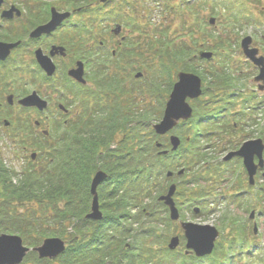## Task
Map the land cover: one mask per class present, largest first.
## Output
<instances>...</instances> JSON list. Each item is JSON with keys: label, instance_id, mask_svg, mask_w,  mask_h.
<instances>
[{"label": "flooded vegetation", "instance_id": "obj_1", "mask_svg": "<svg viewBox=\"0 0 264 264\" xmlns=\"http://www.w3.org/2000/svg\"><path fill=\"white\" fill-rule=\"evenodd\" d=\"M126 3H1L0 138H6L14 157L23 160L22 174L29 168L43 173L51 155L55 156L56 175L62 177L56 187L65 186L72 192L75 226L84 220L93 225L106 219L114 224L111 235L120 239L127 226L131 231L138 224L144 164L155 171L156 184L157 167L166 163L164 184L166 189L176 186L174 201L184 220L180 222L206 215L209 204H246L252 215L242 222L243 227L253 231L256 226L253 239L259 237L264 234V80L256 81L261 69L246 58L243 66H251L252 72L249 78H242L243 69L238 75L230 56L223 62L224 57L217 55L221 39L205 37L204 26L196 24L194 40L184 38L181 47L173 46L167 52L168 61L162 65L167 71L143 79L140 68L130 61L143 52V29L136 17L140 13L134 9L136 16L133 11L126 14ZM208 6L222 10L221 0H209ZM57 14L69 16L59 22ZM190 26L181 21L179 30L189 36ZM153 28L157 32L160 26L154 24ZM191 44L198 47L197 53L205 50L214 56L190 58ZM258 50L261 56L262 49ZM215 64H223L229 71H219ZM181 73L199 78L200 87L194 96L185 98L190 113L175 120L165 134H158L155 127L164 119ZM165 77L160 95L159 83ZM142 92L154 102L147 110L139 102ZM176 141L179 144L174 149ZM99 172L105 174L97 187L103 217L93 220L88 215L94 201L92 183ZM78 206L86 207L84 216ZM126 207L138 208L133 211L136 215L127 219ZM195 209H199L197 214Z\"/></svg>", "mask_w": 264, "mask_h": 264}, {"label": "rangeland", "instance_id": "obj_2", "mask_svg": "<svg viewBox=\"0 0 264 264\" xmlns=\"http://www.w3.org/2000/svg\"><path fill=\"white\" fill-rule=\"evenodd\" d=\"M123 1L127 3H134V5L135 3H137L136 7L138 6V8L136 10L137 11L139 10L140 16L135 15L134 7L133 8L126 7L125 5V7L127 8L126 14H128V12L132 13L131 11H133V16H136L141 19L140 22L142 25L143 32H146V33H143L142 37H140V40L142 41V47H143L142 48L143 52L141 54V57L139 59L136 58L135 60L130 58V61L135 62V64L140 68L142 76L144 77L143 79L150 80V78L154 77L155 75L158 76L159 74H162L164 72V68L162 67V65L163 64L166 65L168 61L166 53L171 52V49L173 48V46L181 47L183 45L184 38L188 40L190 39V41L194 40V37L192 36V31L196 24L199 25L198 27L200 28L204 26V29L206 30L205 37L213 38V39L214 38L221 39L220 44L222 46L220 49H218L217 55L222 56V47L223 46L228 47L225 49H229V52L231 54L230 55L231 57L230 65L231 64L236 65L235 71L238 75L242 74L241 70L243 69V76L241 75L242 78H245L247 75H249L250 77L251 75L250 73L252 72L251 66L249 65H247V67L243 66V63L244 64L246 63V57L244 56L242 49H241L242 40L245 37L251 36L254 40V47L261 48L262 49L261 55L264 56V29H263L264 27V0H250L247 2L248 8L250 10V15L253 13L252 15L255 16L256 21L253 22L252 24L244 25L243 27L234 26L233 23L231 24V22L227 19L228 15L226 16L224 14L223 9L220 11V14L218 17L213 16V15L210 16L211 12L209 11V9H207V10H203L204 12L200 14L201 16H198V18L195 19V15L192 16V14L195 11L197 12V10L195 9L194 11V9H191L190 5H188V3H192L194 0H166L165 2H167L168 5H170L172 8L173 6L178 7L176 9H173V12L171 14H164L163 12H161L162 11L161 6L164 4L161 3L159 0L158 1L157 0H145V1L144 0H123ZM197 1H201V0H196V2L194 3V6L197 5ZM184 2H188V3L183 4ZM226 2L228 1L226 0ZM141 3L144 6V7L142 6L143 8L140 7ZM178 10H184L183 12L184 18L181 17ZM246 16H248V14H246ZM150 18L153 20V22H150L149 20ZM211 18L216 19V21L214 22V25L209 24V22H211L210 20ZM181 21L182 22L185 21L186 25L187 23H190L191 25H193V28L188 29L190 31L189 36H187L186 33L181 32V30H179ZM205 22L207 23L206 25L204 24ZM243 22L244 21L242 20L240 21V23H243ZM154 24L158 26H163V25L165 26L160 28V32L157 33L155 29L153 28ZM165 27L167 28V30L163 29ZM162 30L165 32V34ZM195 33L197 34L198 38L202 39V34L198 33L197 31H195ZM209 34L210 36L208 37ZM143 42L148 43V46L146 48L144 47ZM194 46L192 44L190 45V47L192 48V49H189L190 58L194 57V55H200V52L197 53L198 47L195 48ZM169 47L170 49L168 50ZM160 48L164 52H161V50L159 51ZM204 49H209V46L205 47ZM212 49H214V47H212ZM205 52H209V51H205ZM185 55L187 56L188 54H185ZM218 60L220 61L219 56H218ZM190 63L193 64V60ZM197 63H198L197 59H194V64H197ZM223 64H220V65L215 64L214 66L217 65V68L219 71L221 70V71L228 72L226 70L227 68L223 69ZM182 65H183L182 62H180V65L178 63L179 68H181ZM239 66L244 67V68H239ZM177 71L179 72V70L177 69L176 71L175 70L173 71L174 73H176L175 77L178 73ZM249 77L247 76V78ZM165 80H167L166 77L161 80L162 85L159 83L160 91L158 93L160 95L162 94V91L165 88ZM159 99H162V97L159 96ZM139 102L141 104V109L143 110L149 109V108H146V106H148L150 102L154 104V102L151 101L150 98L146 96L144 92L141 93ZM126 103H128V101H126ZM160 107L162 106L159 104V108ZM11 148H12V145L10 144L9 141H7L6 138H0V160H2L12 172L17 174V177L14 178V183L18 184L19 180L22 178V175H23L22 174L23 160L21 159L19 160L15 158L14 157L15 154L11 150ZM157 168L159 169V165ZM165 182H166L165 174L160 176V178H158L156 184H155V181H152L151 187L152 189H154V192L151 196L155 198V196L157 195L156 201L159 200L160 196H164V194L167 195L170 190V188L166 189L167 184H164ZM223 189L225 188L223 187ZM154 198H150L149 200H146L145 202L147 204L152 205L151 209H153L154 213L156 212V219L158 217L159 218L164 217L165 213L162 212L161 209L155 208V205H154L155 201H153ZM142 204L144 203L142 202ZM232 204L230 202L220 203L215 206L212 204H209L207 205L209 212L206 215L192 216L194 220L192 221L194 223L200 224V225L214 226L218 230H220L222 232V235L218 239V243L223 245L225 249H227V251L230 250L229 252L230 255L215 256V254H213V256L210 257L211 264H264V234L260 235L258 239H253L251 236L242 234L240 231L235 230L236 228H234V226H236L235 223L239 222L241 224L242 222H246L247 220H249V218L252 215L251 206H247L246 204H243L241 206L239 204L238 206H236L235 204L233 205ZM0 206H1V201H0ZM43 206L37 205L35 203H30L28 205L16 204L15 206H13V209L9 210L8 212L10 213V216H11V215H14V212L16 211L15 214L19 216L20 218H24V217L28 218L29 216H34L36 218L45 219L46 218L45 215L50 216V214H52L53 212L51 211V209H45V206L44 207ZM58 206L61 207L62 203H59ZM8 214H7V217H8ZM127 214H128L127 216L128 219H130V215L132 216L136 215L135 212L127 213ZM187 214L188 213L185 214L186 218L188 216ZM3 215L4 214L0 210V219L3 218ZM137 218H138V224L136 226H133L131 229L130 239L126 242L127 247L131 246L132 248L133 242H135L134 237H137L136 235L140 234L141 229L143 228V221L139 220V216ZM169 218H170V213H169ZM180 220L182 221L183 219H180ZM180 220L173 221L172 230L168 232H167V229H164L165 227L163 226H161L163 228L158 229V231L155 232V237L151 241L152 250L156 256L154 258L155 261H157L159 251L163 250L164 248L163 247L164 244L160 245V243H165V244L167 243L168 245L170 243V240L176 236L180 237V241H181L180 246L176 250H173L171 252L177 255L178 253L179 255L185 254L184 253L185 239L183 237L184 235L182 233L183 230L181 229ZM0 224H2L1 220H0ZM10 224L11 222L8 221L6 224H2V225L6 227V226H9ZM42 230L50 231L51 228L48 225H43ZM71 232L74 233V231L69 229L68 233H71ZM8 234H11V233H8ZM231 236L232 238H230ZM31 237L37 238L38 236L34 234V235H31ZM117 238L118 239H116V242L119 240V237ZM223 238L225 241L223 240ZM43 241H41L40 245L43 243ZM65 242L67 243L68 241H65ZM148 243L149 242H146V244ZM24 245L31 248L25 242H24ZM249 253H252V254H249ZM174 257L175 256L170 255L167 257L166 261L169 263L170 259L173 260ZM174 261H175L174 264L181 263V261L176 260V258H174Z\"/></svg>", "mask_w": 264, "mask_h": 264}, {"label": "trees", "instance_id": "obj_3", "mask_svg": "<svg viewBox=\"0 0 264 264\" xmlns=\"http://www.w3.org/2000/svg\"><path fill=\"white\" fill-rule=\"evenodd\" d=\"M159 1L164 4L161 6V12L164 14H171L173 9L178 8L174 6L172 8L167 2H165L166 0ZM227 1L228 2H226V0H221L222 9L224 14L226 16L228 15L227 19L231 22V24L233 23L234 26L243 27L244 25H249L256 21L255 16L252 15L253 13L250 15V10L247 5V2L250 0ZM187 3L188 2H184L183 4ZM208 3L209 0L199 2V4L197 1V7L194 6V3H188L191 9H194V11L195 9L197 10V12L195 11L192 16L196 14L201 16L200 14L204 12L203 10L209 9ZM130 6L132 8L134 7V9L138 8V6L136 7L135 5L126 4V7ZM142 6L143 5L141 3L140 7ZM209 11H212L210 16H219L220 14V12L215 11L214 8L209 9ZM178 12L181 15L180 10H178ZM246 14H248V16H246ZM149 20L150 22H153L151 18ZM241 20L245 23H240ZM204 24L206 25L207 23L205 22ZM163 26H160V28ZM190 28L192 27L190 26ZM163 29L167 30L166 27ZM159 32L160 29L157 28V33ZM209 36L210 34L208 37ZM225 48L228 47H222V56L224 57L223 62H227L228 60L226 58L231 55L228 51L229 49ZM166 54L168 55L169 53ZM166 71L167 69L164 70V72ZM152 151L156 152L157 150L153 149ZM51 159L52 161H49V166L43 173H37L33 169L29 168L23 173L18 184L14 183V178L17 177V174L12 172L9 167L2 160H0V210L4 214L3 218L0 220L2 224H6L8 221L11 222V224L6 227L0 224V235L4 233H11L12 235L19 234L23 237L24 242L31 248L38 247L41 241L48 237H60L65 241H68L65 253L59 256L58 259L54 261L48 259L41 260L36 253L30 252L26 256L23 264H174V258L181 261L179 264H211L210 257L213 255L201 259L193 256H186L185 254L179 255V253L176 252L178 253L177 255L168 249L167 243H160V245L164 244V248L163 250L160 249L161 251H159L157 261L154 260L156 256L155 253H153L151 241L155 237V232L163 227H165L164 229H167V232L172 230V221L169 218L168 209L164 206V204L159 202V200L156 201L157 195L155 198L151 196L154 192V189H152L151 186L152 181H154L153 173L155 171H152L151 169L147 170L148 168L146 167V164L143 166L142 183V202L144 204H142L139 208L138 213V215L141 216V221H143V228L141 229V233L136 235L137 237H134L135 242H133L132 248L130 246L131 249H128L126 242L130 239L131 234L129 226H127L122 237L117 242L116 239L118 238L113 237L110 232V228L113 227L114 224L112 222L108 223V220L106 219L97 224H93L94 226L88 223L87 220H84V223L81 222L75 226L72 221V214L74 213L73 211H75V208L73 207L72 192L65 189V186L64 188H62L63 186H59L60 188L57 189L56 183H58V180L62 177H57L56 175L55 156L51 155ZM158 159L163 161L159 156ZM166 171V163H160L159 169L157 168V177L160 178V176L164 175ZM59 184H63V182H59ZM150 198H154L153 201H155V208L161 209V211L165 213L164 217H158L159 220L158 218L156 219V212L154 213L153 209H151L152 205L145 202ZM57 202L58 204L62 203V206L59 207ZM30 203H35L40 206L44 205L45 209H51L53 213L50 214V216L45 215V219L36 218L34 216L20 218L15 214L16 211L14 212V215L10 216L8 211L12 210L13 206L16 204L28 205ZM78 209L80 211V215L84 216V213L82 212L86 209V207L78 206ZM136 209L138 210V208L126 207V213H132ZM126 218L128 219V217ZM43 225H48L52 231H48L49 229L43 231ZM107 225L110 226L109 229L106 228ZM69 229L75 231V233H68ZM88 233L93 234L88 236ZM241 233L244 234V230H242ZM34 234L38 237L32 238L31 235ZM77 237H80V239ZM146 242L149 243L146 244ZM226 251L227 249H225L223 245L218 244L214 254L215 256L230 255V250L227 251V253ZM170 255L175 257L173 260L170 259V262L168 263L166 259Z\"/></svg>", "mask_w": 264, "mask_h": 264}, {"label": "water", "instance_id": "obj_4", "mask_svg": "<svg viewBox=\"0 0 264 264\" xmlns=\"http://www.w3.org/2000/svg\"><path fill=\"white\" fill-rule=\"evenodd\" d=\"M4 0H0V5ZM4 16H7L5 14ZM69 14H57L59 22L67 18ZM55 19V17H54ZM53 23V22H52ZM211 24L214 21L211 20ZM253 38L251 36L245 37L241 42V47L244 55L251 60L257 67L261 69L256 81L264 80V57H259V50L252 47ZM201 57L209 59L212 57V53L202 52ZM180 81L175 87L172 101L168 103L165 116L162 122L155 127L158 134H165L175 124V120L181 119L190 113L189 108L185 104V98L187 96H194L196 90L199 89L201 81L194 75L181 73ZM27 101H22L26 104ZM178 142H174V149L178 147ZM105 179V174L99 172L92 183V194L94 195V201L92 205V212L88 215V218L93 220H101L103 215L99 209L97 187ZM176 192V186H172L169 193L162 196L159 201L170 211V218L173 221H179L180 213L173 199ZM196 213L199 209L195 210ZM184 230V235L187 241L186 255H195L197 257L209 256L213 253L215 243L219 238V231L216 227L210 225H200L196 223H181ZM255 232L257 227L255 226ZM180 245V238L178 236L173 237L168 245L171 251L176 250ZM67 244L61 238H48L36 248H29L24 245V241L19 235L2 234L0 235V264H23L26 256L31 252L38 254L39 259H48L54 261L59 256L65 253Z\"/></svg>", "mask_w": 264, "mask_h": 264}]
</instances>
